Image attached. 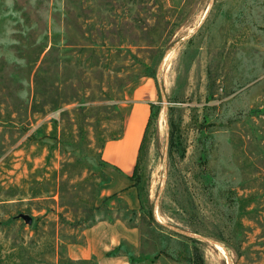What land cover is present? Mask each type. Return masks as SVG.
<instances>
[{
  "label": "rangeland",
  "instance_id": "obj_1",
  "mask_svg": "<svg viewBox=\"0 0 264 264\" xmlns=\"http://www.w3.org/2000/svg\"><path fill=\"white\" fill-rule=\"evenodd\" d=\"M140 75V206L114 212L100 146ZM114 216L140 264H264V0H0V264H95L66 248Z\"/></svg>",
  "mask_w": 264,
  "mask_h": 264
},
{
  "label": "crops",
  "instance_id": "obj_2",
  "mask_svg": "<svg viewBox=\"0 0 264 264\" xmlns=\"http://www.w3.org/2000/svg\"><path fill=\"white\" fill-rule=\"evenodd\" d=\"M156 96L155 80L150 75L135 77L122 87V97L118 102L120 131L104 139L100 146L102 168L107 177L100 185L99 195L110 211L116 212L120 208L137 210L140 206L138 190L131 174ZM83 233V240L68 244V257H94L95 264H140L139 261L131 263L123 250L113 252L118 244L140 249L142 233L136 225L129 224L125 217L97 219ZM148 264L163 263L154 259Z\"/></svg>",
  "mask_w": 264,
  "mask_h": 264
},
{
  "label": "trees",
  "instance_id": "obj_3",
  "mask_svg": "<svg viewBox=\"0 0 264 264\" xmlns=\"http://www.w3.org/2000/svg\"><path fill=\"white\" fill-rule=\"evenodd\" d=\"M147 122H148V120H147ZM146 125H147V123H146ZM145 131V130H144ZM143 136H144V134H143ZM143 138V137H142ZM141 144V143H140ZM136 164V163H135ZM134 168H135V166H134ZM133 171H134V169H133ZM133 173V172H132ZM131 176H132V174H131ZM139 197V196H138ZM122 246V244H118V246H116L114 249H113V252H116L117 250H119V248ZM125 252V254H126V256H127V258H128V260L131 262V263H133L134 261H136L129 253H127V251H124Z\"/></svg>",
  "mask_w": 264,
  "mask_h": 264
},
{
  "label": "water",
  "instance_id": "obj_4",
  "mask_svg": "<svg viewBox=\"0 0 264 264\" xmlns=\"http://www.w3.org/2000/svg\"><path fill=\"white\" fill-rule=\"evenodd\" d=\"M205 239H207V240H208V238H205Z\"/></svg>",
  "mask_w": 264,
  "mask_h": 264
}]
</instances>
